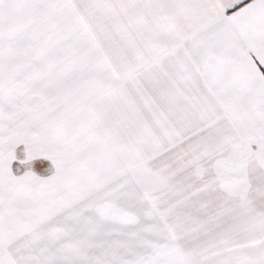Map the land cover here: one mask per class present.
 Masks as SVG:
<instances>
[{"label":"snow or ice","instance_id":"6c2138e0","mask_svg":"<svg viewBox=\"0 0 264 264\" xmlns=\"http://www.w3.org/2000/svg\"><path fill=\"white\" fill-rule=\"evenodd\" d=\"M0 264H264V0H0Z\"/></svg>","mask_w":264,"mask_h":264}]
</instances>
